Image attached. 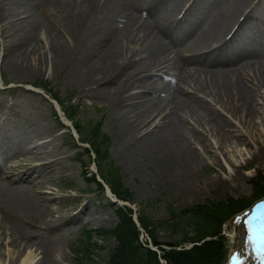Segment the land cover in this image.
Wrapping results in <instances>:
<instances>
[{"label":"rangeland","instance_id":"374dc122","mask_svg":"<svg viewBox=\"0 0 264 264\" xmlns=\"http://www.w3.org/2000/svg\"><path fill=\"white\" fill-rule=\"evenodd\" d=\"M140 1L145 0L138 2ZM181 1V4L185 3V8L190 0ZM238 1L248 3L244 11L246 24L239 30V33H234L229 46L248 48L256 43L264 44V0H195L194 5L190 4L186 10V13L190 15L187 17H191V22L202 21L203 18L210 19L217 12L216 5L222 7L224 11H228ZM66 2L65 0H54L52 6L44 7L46 15L41 17L44 29L37 30L38 32L31 31L30 40H25L19 45V43L11 42L10 28H15L16 24L14 23L20 22L27 16L26 11L30 9V6L15 5L16 7H12L10 14L12 13L13 17L10 20L11 18L2 12L3 0H0V178L2 180L6 178L7 173L27 171L28 165L32 166L28 171H35L38 174L37 176L32 174L26 181H19L15 177L11 183H8L7 178L3 181L0 179V264H9L16 259L24 260L33 254H35V259L31 264H36L40 260L42 249L45 246L48 247L50 243H55L58 248L59 255L55 254L53 257L55 261L59 260L57 264H105L108 250L113 245L112 238H97L94 234L91 239L94 244L89 260L79 259L80 256L74 250L81 245L80 241L84 240L83 230L112 228L117 220L112 212V207L121 203L112 205L111 198L105 197V193H97L95 184L83 179L81 165L85 164L88 158L85 155L78 158L72 157L70 151L72 137L69 129L62 126L53 116L51 104L40 94L31 90L30 86L41 83V81L49 89L51 95L63 101V105L76 107L72 118L74 121L76 120V123L77 121L80 123L79 126H82L79 134L82 143L78 150H81L82 146H86L92 140L101 150V157L106 158L104 169L113 173L119 189L129 194L127 204L132 207L131 212L133 211L136 217L142 214L159 225L155 237L157 245L152 243L150 245L147 242L148 238L137 232V239L141 244L156 250L159 264H168L161 257L163 250L187 249L192 244H200L206 239L214 240V244L219 250L220 244L223 245L224 260H222L223 257L221 260L222 264H227L232 250L238 246L240 234L242 243L244 237L248 236L245 230L248 222L242 221L241 218L248 215V208L252 206L254 198L257 197L253 195L251 179L256 178L264 182V88L255 89L253 84L246 83L255 92L252 103L256 113L253 119H249L236 108V105L234 106L236 104L234 100L222 95L220 91L217 92L214 85L209 86L203 76L192 77L186 87L185 85L182 86L183 88L181 87L182 92L180 94L178 91L177 95L194 97L193 100L205 102L212 112L217 113L226 121L223 130L218 132L215 128L217 125H212L211 119H209L211 122L206 123L204 120L200 121L198 116L183 114L185 119L179 122V128L182 135L186 137L185 140L196 161L189 177L181 176L183 159H179V157L182 156L183 150L180 151L181 148L177 145L176 140L171 145L179 149L177 148L178 151H174L175 153H170V157L157 156L153 151L148 152L144 145H139L140 147L132 150V155L125 156L121 151V142L125 141L126 137L122 130L125 131L126 122L130 117L121 109L123 104L119 106L113 99H108L103 95V90L99 88L103 87L101 84L106 81L109 71L110 75L117 73L114 77L115 81L116 79L122 80V71L118 72L119 66L127 61V57L131 56L133 63H142L137 61L144 56L143 59H146L148 57L147 50L152 47L149 48V45L147 46L145 43L133 41L122 31L120 36H116L117 38L111 34L110 38L114 41L118 40L119 43L115 42L114 44L113 51L118 50V52L114 54L115 56L113 55L112 63L107 64L108 71L106 73L104 70L94 72L93 75L81 81L78 77L81 75V60L84 56L82 52L87 48L86 52L90 53H88L89 56L93 54L91 58L96 60L99 53L95 50H100L105 45H94V42L103 33L96 38L89 37L84 41L76 39L75 41L72 36L74 34L72 21L71 25L67 24L72 29L65 30L67 21L73 19L72 14L75 15V10H72L71 6L75 3H71L70 0H66ZM79 2L78 0L76 4ZM199 3L200 5H198ZM66 5L67 8H65ZM139 13L143 15L144 11L141 10ZM146 15L147 13H144L143 16ZM85 21H80L81 24H84L81 28L85 25L87 28ZM115 23H119L117 27L120 26L122 24L121 17L115 20L113 27H115ZM134 29L137 30L135 25L129 27L132 37H135V33L137 34ZM102 31L109 35L114 30L111 32H109L110 29ZM9 36L11 37L9 38ZM178 38L180 39V37ZM108 42L109 40H105L104 44ZM166 43L169 45L168 42ZM10 47H14L13 53L18 54L14 60H10L8 57H11V53H8ZM204 50H197V53ZM184 54L187 55V53H182V55ZM169 57L171 54L161 63L162 65L151 70L157 80L168 81L159 72L166 67ZM18 63L22 64L17 65ZM112 69L113 71H111ZM129 69L130 67L126 71ZM97 77L100 78L95 83L92 82V79ZM192 81H196L195 84ZM138 88L126 89L123 94L132 93ZM168 111H170L169 108L165 107L161 113L167 115ZM150 118L153 120L150 119V122L142 126L136 138L149 132L157 124L158 116ZM97 125L99 130L97 137L93 139L91 137L93 133L89 131V128H94ZM220 133L225 134L226 138H220ZM21 143L25 146L26 151L23 154L20 151L23 146ZM13 144L14 149L12 148ZM155 158H159V163L154 161ZM48 159H51L53 168L45 167L51 163L44 164ZM88 169L94 170V166L90 163ZM44 175L46 177H43ZM34 180H37L36 183ZM18 185L22 186L18 187ZM14 186L17 187L14 188ZM17 189L24 193L26 199L30 200L28 204L11 201L10 194L15 193ZM263 194L264 192L259 196L262 197ZM225 200L233 204L232 210H236L237 213L225 224L221 223V230L218 234H207L199 241L194 242L193 239L182 241L180 239L182 231H173L160 223L166 220L168 215L166 205H169L173 212H177L208 202H215L221 206L225 204ZM82 206H84V210L80 212L77 208ZM77 210L79 214L76 215ZM56 220H61L60 226L55 224L51 227V223ZM257 230L261 233L260 228ZM17 231L19 234H14ZM187 235H192L191 231ZM56 237L58 240L55 239ZM13 238L18 239V243L15 246L8 245L7 242L10 240L13 243ZM23 245L24 249H22ZM38 246L39 248H37ZM215 246L212 245L211 251H216ZM38 252L39 254H37Z\"/></svg>","mask_w":264,"mask_h":264},{"label":"bare ground","instance_id":"6f19581e","mask_svg":"<svg viewBox=\"0 0 264 264\" xmlns=\"http://www.w3.org/2000/svg\"><path fill=\"white\" fill-rule=\"evenodd\" d=\"M79 1L80 2L76 4L78 0H70L71 3L76 4V5L71 4L72 10H75V15L71 13L73 19H70V21L69 22L67 21V23L65 22L66 23L65 30L67 31L68 29V31H70L72 29L70 26H67V24L68 23L70 24L72 21L73 22L72 25H74L73 27L74 34H72L74 40L76 39L77 41H84L87 40L89 37L96 38V36L103 33L102 35H100L98 40H95L94 45H98V46L105 45L102 49L99 47L100 50H95V52L98 51L99 53V57L95 58L96 60L91 58L93 54L89 56L90 53L88 52L89 53L88 54L86 52L87 48L85 47L86 49H84L82 52L84 56L83 59L81 60V65H82L81 73H80L81 75L80 77H78L80 78L81 81L93 75L94 72L97 71L99 72L101 70H104V73H106L108 71L109 68L107 64L112 63L113 55L118 52V50L113 51L114 44L115 42L119 43L118 40L114 41V39L110 38L111 34L115 38L117 35L120 36V34L123 32L125 36L130 37L133 41H136L138 43H145L147 46L149 45V48L152 47V49L147 50L148 57L146 56L147 57L146 59H143L145 58L144 56L142 59L137 61L142 63H133L131 61L132 57L127 55L128 56L126 59L127 61L122 63L121 65L118 62L120 68L117 67L119 68L118 72L122 71V77H121L122 80L116 79L115 81L114 77L116 76L117 73H113L112 75H110L111 72L109 71L108 76L109 75L110 76L109 77L107 76L106 81H104L103 84H101L103 85V87L99 88L103 90V95L108 97V99H113V101L116 102V104H119V106L123 104L121 109L130 117L128 119V122L125 121L127 124L125 131L122 130L123 133H125L124 136L126 137H125V141L121 142L122 144L121 151H123L125 156L132 155V150L138 148L139 145L140 146L144 145V148L148 152L153 151L156 152L157 156L165 155L166 157H170L171 156L170 153H173L174 151H178L177 150L178 147L171 145V143H174L173 141L176 140L177 145L181 148L180 151L183 150L182 156L179 157V159L180 158L183 159V162H181L183 166V170H181L182 172L181 176H185V177L191 176V171L196 161L194 155L192 154L191 150L188 147V142H186L185 140L186 137L182 135L181 133L182 131H180L179 128V122L185 119L184 118L185 116H183V114L189 116H193V115L198 116L200 121L204 120V122L206 123L211 122L209 120L211 119L213 122L212 125L214 124L217 125L215 128L218 132H220L221 129L223 130L224 126L226 125V121L217 113L215 114L214 112H212V109L208 108L205 102L193 100L194 97H186V96L183 97L182 95L180 96L176 94L178 93V91L179 93L182 92L181 87L184 85L186 87V85L189 83L192 77L196 78L197 76L198 77L203 76V78L206 80L209 86L214 85L217 92L220 91L222 95H225L226 97H229L235 101L236 104H234L233 102L234 106L236 105V108L240 112H243L244 116H246L249 119H253V116L256 113V110L254 109L252 103V99L253 96L255 95V92L253 88L248 84L246 85V83L253 84L255 89L264 88V44L256 43L252 47L248 46V48L246 47L235 48L227 45L228 41L224 39L226 34L231 30V28L238 21L239 17L242 15V11L246 6L245 1H240V2L238 1V3L234 7H232L231 10L228 11H224L222 7L216 5L217 12L215 13L214 16L210 17V19L203 18L202 21H198V22H191L186 19H181L184 18L186 12H183V14L181 15L182 17L180 16L181 18L179 17L178 19H174V16L180 12L179 8H181L182 6V4L180 5L181 0H145L142 2L141 1L138 2L139 0H79ZM53 2L54 0H3L2 12L7 14L11 18L10 20H12L13 17V14L12 13L10 14V9L12 7H14L15 5L30 6V9L26 11L27 16L20 22L14 23L17 25V26L15 25V28L13 27L10 28L12 37L9 36V38L10 37L12 38L11 42H13V44L19 43L20 45L25 40H28L29 36L32 37V35H30L31 31L44 29V24L41 23L42 22L41 17L45 16L46 12L43 8L44 7L47 8ZM194 2L195 0L192 1V3ZM198 5H200V3ZM65 8H67V5ZM141 10H145L147 16L139 15L140 13L137 14ZM164 13H167V16L164 15ZM118 17H121L122 24H120V26L117 27L119 23L118 24L115 23L114 25L115 27H113V23ZM170 19H172V21H169ZM80 21L83 22L85 21L86 22L85 24H87V28L85 27L86 25L83 28H81V26L84 24H81ZM245 24H246V20L243 21L241 20V22L237 24V26L240 27L238 30H240ZM131 25L132 26L135 25L137 27V30L134 29L135 31H137V34L135 33V37H132L133 35L130 36L131 33H129L130 31L129 27H131ZM107 29H110L109 32H111V30L114 31L108 35L102 31ZM238 30L236 29L235 32H237ZM125 36L124 38H126ZM178 37H180V39ZM176 38H178V40L175 41ZM105 40H109V42L104 44ZM166 42H168L169 45ZM213 44L216 45L214 50L197 53V50L209 48V46H212ZM8 50H9L8 53H11V57L10 56L8 57L10 58V60H14L16 58L15 56H18L17 53H13L15 51V48L10 47L8 48ZM125 50L127 49L125 48ZM214 52H216L217 54L215 55ZM182 53H187V55L186 54L182 55ZM169 54H171V57L167 59V65L165 64L166 67L162 71L160 70L161 72H159L160 74H162V76L165 79H168V81L157 80L151 70L157 67L158 65H160L161 63H163ZM19 64L22 63H18L17 65ZM129 67L130 69L126 71L127 68ZM111 71H113V69ZM99 78L100 77H97L94 80L92 79V82L95 83V81H97ZM195 82L193 83L195 84ZM132 87H139V88L137 91H134L132 93L123 94L126 89ZM165 107H168L170 110L167 112L168 116L166 115V113L165 114L161 113L162 111H164ZM151 116H153V118L158 116L157 124L149 132L145 133L144 135H141V137L136 138V135L140 131V129H142V126L150 122V119H152L150 118ZM217 131L216 133H218ZM219 135L220 138L223 139L226 138L225 134L223 133H220ZM22 145L23 143H21V146ZM13 146L14 144L12 145V148ZM24 147L25 146L23 145L22 148H20L21 154H23V152H26ZM158 159L159 158H155L154 161L159 163ZM49 162L52 163L51 159L46 160L44 164H48ZM51 163L45 167H49V166L52 167L53 163L52 164ZM18 167L20 168V165ZM31 168L32 166L28 165V167L26 168L27 171L15 172L12 174L5 173L6 174L5 177L8 179V183L13 182L15 177L19 181H26V179L30 177L32 174H35V176L38 175L35 171H31V172L28 171ZM16 170L19 169L16 168ZM49 174L48 176H50ZM43 177L46 176L44 175ZM35 181L37 180H34V182ZM21 186L22 185H18V187ZM15 187L17 186H14V188ZM10 198L11 201L15 203L17 201H20V204L23 203L28 204L30 202V200L26 199L24 193L18 189L15 193L10 194ZM83 207L84 206H82L79 209L80 212L84 210ZM77 212L76 215L79 214ZM241 220L242 221L245 220V222L246 221L248 222V224L245 226V230L247 231L248 236L244 237V242L242 243L240 239L241 238V234H240L238 239V246L234 249V251H232V253L234 252L233 253L234 256L233 258H231L230 264H264V199H262L259 203H257L255 208L250 209L248 215H244V217H242ZM60 222L61 220H56L53 223L50 222L51 227H53L55 224L56 226H60ZM258 228L261 229L260 230L261 233L258 232L257 230ZM240 230L242 231L241 227ZM16 233L19 234L18 231L14 232V234ZM55 239H57V237ZM13 240H12L13 243L10 240L9 242H7V244L11 246H15V244L18 243V239L13 238ZM57 240L55 241L57 242ZM20 241L21 240H19V242ZM24 248L25 246L23 245L22 249ZM37 248H39V246ZM41 253L42 254L40 260H38L36 264H57V262L59 261V260L55 261L53 258L55 254L59 255L58 248L56 247L55 243H50L48 247L45 246L42 249ZM37 254H39V252ZM34 259H35V254L27 256L24 260L16 259L14 261H11L9 264H31V262Z\"/></svg>","mask_w":264,"mask_h":264},{"label":"trees","instance_id":"16d2710c","mask_svg":"<svg viewBox=\"0 0 264 264\" xmlns=\"http://www.w3.org/2000/svg\"><path fill=\"white\" fill-rule=\"evenodd\" d=\"M78 128L77 125H75ZM93 138L96 137V132L93 133ZM92 149L101 162V156L99 150L95 148L94 143L91 142ZM84 153L89 156L88 150L84 149ZM103 170L100 171V176L106 184L109 185L112 192L116 197L121 199H128L129 194L122 189H119L117 181L113 174H103ZM253 186V195L259 196L264 192V182L258 179H251ZM100 188L99 184L96 183ZM255 196V197H256ZM233 204L225 200V204L218 206L215 202H208L202 205L189 207L177 212H173L169 205H166L168 212V219L163 222L167 228L173 231H182L181 240L196 242L203 239L207 234L213 235L220 232L221 222L229 215L234 213L232 210ZM114 212L118 216L119 222L115 228L106 231V234L114 238V245L108 250V258L105 264H159L156 252L150 250L148 247L141 245L137 239V230L134 223L131 221L129 213L130 209L123 206L122 208L115 210ZM138 223L152 244L157 245L156 230L159 225L150 221L148 217L140 215L137 217ZM191 231L192 235H187ZM84 241L80 246L74 249L80 256L79 259H90V251L93 246V242L90 240L91 234L89 231L84 232ZM215 246L214 240L206 239L200 244H192L187 249H169L163 250L161 257L168 264H220L223 256V245L220 244V250L215 246L216 251H211V247ZM216 252V253H215Z\"/></svg>","mask_w":264,"mask_h":264}]
</instances>
